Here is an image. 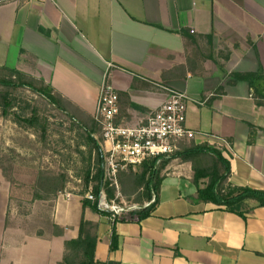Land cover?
Returning <instances> with one entry per match:
<instances>
[{"label":"crops","instance_id":"crops-1","mask_svg":"<svg viewBox=\"0 0 264 264\" xmlns=\"http://www.w3.org/2000/svg\"><path fill=\"white\" fill-rule=\"evenodd\" d=\"M0 66L44 81L92 117L110 83L119 97L115 121L130 127L167 99V88L184 92L185 125L194 131L185 143L220 150L232 185L264 190V104H256L264 99L232 78L264 71V0H0ZM255 85L264 92V81ZM191 175L189 162L173 159L155 209L139 222L113 225L83 208L80 195L61 192L37 235L4 225L9 187L0 173V264H58L82 216L96 225L99 262L264 264V207L241 216L196 201ZM49 223L63 235H52Z\"/></svg>","mask_w":264,"mask_h":264},{"label":"trees","instance_id":"trees-1","mask_svg":"<svg viewBox=\"0 0 264 264\" xmlns=\"http://www.w3.org/2000/svg\"><path fill=\"white\" fill-rule=\"evenodd\" d=\"M232 78L235 81H248L254 88L253 95L256 98L264 99V92L255 85L256 81H264V71L235 72L232 74ZM20 89L28 90L45 99L77 129L80 136L77 144L84 146L88 155L84 168L83 189L79 194L82 196V206L110 216L107 210L99 208L97 204L100 191L105 193L108 200L116 199L118 201L116 187L104 171V153L101 148L100 127L97 122L92 116L64 99L44 81L18 69L0 66V116L5 119L12 115L14 122L31 129L42 142L47 137L48 123L39 115L37 107H30L28 115L13 111L16 108L14 92ZM256 104H264V100L257 99ZM176 145V149L168 155L149 157L135 165V170L132 169V165H129L127 169L117 172L116 180L120 185V192L126 198L133 196L132 202L138 205L136 208L123 210L115 216L112 220L113 225L117 221L139 222L153 212L158 203L155 196L162 179V171L173 159L191 164V182L195 186V194L192 199L223 205L226 210L241 216L251 212L255 207H264V190L236 186L228 182L230 166L220 150L206 143L194 144L192 141L189 143L177 141ZM0 170L6 180L11 183L1 161ZM68 180L69 175L65 171L44 172L40 169L37 170L30 201H54L57 195L66 189ZM88 190L94 194V200L84 197ZM9 200L8 197V203ZM144 200L149 204L144 205ZM8 212L9 208L5 217V226L9 220ZM49 225L52 235H63L64 228L54 223H49ZM113 225L110 251L117 248V236ZM95 230L96 225L84 220L82 216L78 236L64 241V253L58 264H113L109 261H97ZM36 234L42 235L43 232L40 229Z\"/></svg>","mask_w":264,"mask_h":264},{"label":"rangeland","instance_id":"rangeland-1","mask_svg":"<svg viewBox=\"0 0 264 264\" xmlns=\"http://www.w3.org/2000/svg\"><path fill=\"white\" fill-rule=\"evenodd\" d=\"M14 96L16 108L13 111L28 115L30 107H37L39 115L48 123L47 137L42 142L31 129L14 122L12 115L0 122V161L11 179V183L8 182L0 170L9 187L8 222L34 232L46 228L53 204L51 200L30 201L37 170L65 171L69 180L64 192L79 195L88 155L84 146L77 144L80 139L77 129L45 99L24 89L15 91ZM117 185L116 190H119L118 182ZM118 197V201L132 206L131 200L120 194Z\"/></svg>","mask_w":264,"mask_h":264},{"label":"built area","instance_id":"built-area-1","mask_svg":"<svg viewBox=\"0 0 264 264\" xmlns=\"http://www.w3.org/2000/svg\"><path fill=\"white\" fill-rule=\"evenodd\" d=\"M167 92V99L142 124L130 127L115 121L119 97L113 85L107 82L101 85L93 118L100 127L104 171L115 187H118L116 174L119 170L135 166L149 157L168 155L176 149L177 141H188L194 137V131L185 125L189 96L169 88ZM69 195L66 193V196ZM84 197L95 199L90 191ZM122 202L108 200L103 191H100L97 200L98 207L107 210L111 220L123 210L137 207Z\"/></svg>","mask_w":264,"mask_h":264}]
</instances>
